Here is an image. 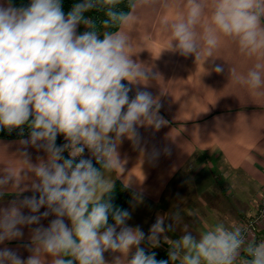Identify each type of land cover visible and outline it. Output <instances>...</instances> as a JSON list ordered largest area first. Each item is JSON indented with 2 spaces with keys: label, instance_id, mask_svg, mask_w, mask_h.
<instances>
[{
  "label": "clouds",
  "instance_id": "obj_1",
  "mask_svg": "<svg viewBox=\"0 0 264 264\" xmlns=\"http://www.w3.org/2000/svg\"><path fill=\"white\" fill-rule=\"evenodd\" d=\"M119 2L81 0L67 15L61 0H31L21 8L0 5V130H22L27 125L30 135L20 141L25 146L20 155L28 156V145L48 154L47 161L37 165L23 160L35 175L31 190L39 197H25L21 202L33 215H23L15 204L0 209V244L21 238L19 225L39 224L50 213L56 217L47 228L32 230V254L26 260L5 248L0 250V264H44L46 256L54 258L52 264H107V251L120 254L113 264H175L178 259L183 264H235L242 249L250 257L243 264H264V243L245 246V231L235 222L231 226L218 223L199 238L185 230L179 239L171 240L164 235L172 230L171 224L165 227V216L156 217L146 236L139 227L126 226L130 213L113 205L114 184L109 186L105 177L117 169L120 175L124 171L117 150L122 138L138 144L137 126L159 129L167 123L159 115L162 104L150 92L138 90L130 99L131 88L122 83L147 79L128 52V36L105 30L101 39L96 26L84 16L102 4L108 8L105 28L132 23L131 9L136 3L128 0L127 13L113 11ZM187 9L186 18L171 25L170 49L175 42L174 51L185 57L195 55L197 60L200 46L194 28L204 6L188 0ZM80 24L91 30L78 35ZM220 36L235 40L249 56L264 53V0H215L211 25L203 35L209 57ZM213 70L221 73L224 69L217 65ZM262 74L261 63L246 77L232 71L236 81L252 90L264 85ZM58 135L67 141L63 146L56 145ZM85 148L100 168L90 159L74 164ZM65 150L69 158L62 156ZM21 171L6 169L0 175V190L9 185L18 189L28 178ZM45 206L49 211L35 215ZM109 216L114 225L108 223ZM174 219L178 220L177 214ZM162 235L169 242L168 260H157L155 252L140 247L144 241L151 248L159 247Z\"/></svg>",
  "mask_w": 264,
  "mask_h": 264
},
{
  "label": "crops",
  "instance_id": "obj_2",
  "mask_svg": "<svg viewBox=\"0 0 264 264\" xmlns=\"http://www.w3.org/2000/svg\"><path fill=\"white\" fill-rule=\"evenodd\" d=\"M197 2L204 6L194 28L200 46L197 60L195 55L185 57L174 51L175 42L170 49L171 25L186 18L188 0H136V8L131 9L135 20L117 30L128 36V52L147 77L132 84L122 81L131 88L130 99L138 90L150 92L162 104L159 115L167 121L159 129L137 126L138 144L123 137L117 150L124 171L120 175L117 169L105 177L109 186L119 181L128 189L125 210L130 218L126 226L139 227L146 236L158 215L166 217L165 227L172 225L164 234L171 240L179 239L185 230L199 238L221 222L227 226L235 222L240 227L255 214L264 196V85L252 90L232 76L235 70L236 75L246 77L256 63L264 64V53L249 56L240 51L235 40L220 36L209 57L203 35L211 25L215 0ZM0 5L9 4L0 0ZM217 65L223 72L213 70ZM21 140L0 139V175L6 169L13 173L22 169L21 175L27 172L28 176L18 189L9 185L0 190V209L15 204L28 216L33 213L21 202L33 195L38 198L39 193L31 190L36 178L23 160L37 165L46 162L48 154L43 148L28 145V156L22 157L25 146ZM77 158L96 160L87 148ZM45 211H49L46 206L35 215ZM176 214L178 220L174 219ZM55 218L50 213L39 224L19 225L23 236L6 240L0 250L10 249L26 260L32 254V230L47 228ZM64 220L70 226L66 217ZM261 243L264 226L251 242ZM140 247L168 257L169 242L163 235L159 247L151 248L147 241ZM119 255L107 251L104 259L113 264ZM53 259L46 256L44 264H52ZM244 261L245 254L240 253L235 264ZM175 264L183 262L178 259Z\"/></svg>",
  "mask_w": 264,
  "mask_h": 264
},
{
  "label": "trees",
  "instance_id": "obj_3",
  "mask_svg": "<svg viewBox=\"0 0 264 264\" xmlns=\"http://www.w3.org/2000/svg\"><path fill=\"white\" fill-rule=\"evenodd\" d=\"M135 1L136 0H134V2ZM7 2H8V4L10 3L13 7L21 8V7L29 6L31 3V0H7ZM79 2H81V0H61L62 9H63L65 15H67V13L72 9V6L75 3H79ZM107 10H108L107 6H104L101 4L95 8L87 11L86 13H84L85 18L90 19L93 22V24L96 26L97 31L99 33H101V36H100L101 39L103 38V36H102L103 31L107 30V31L115 32L120 27L119 25L113 26L110 28H105L103 26V21L108 19L107 15H106ZM112 10L116 11V12H124V13L129 12L130 8L128 6V0H120V2L118 4H116ZM90 30L91 29H89L88 27H86L83 24H80L77 27L78 35L83 34L84 32L90 31ZM21 132H22V134H21ZM29 135H30V129L28 128L27 125L23 126L22 130L20 128L13 129L11 132H9L6 129L0 130V139H2V140L24 139V138H28ZM66 143H67V141L65 140L63 135L57 136V139H56V145L57 146H63ZM62 156L64 158H69V151L65 150L62 153ZM79 160H81V159L76 157L74 160V164L78 163ZM92 163L95 167L100 168V165L96 162V160H92ZM113 184H114V187H113V190L111 193L112 203L115 207L125 209L126 208V199H127V195H128V189L125 186H123L119 181H115ZM108 223L109 224L115 223L111 216H109ZM243 253L245 254V260L250 259V257L247 256L246 252L243 251ZM156 258H157V260H168L169 259L165 254H163L161 252L156 254ZM169 264H171V261H169Z\"/></svg>",
  "mask_w": 264,
  "mask_h": 264
},
{
  "label": "built area",
  "instance_id": "obj_4",
  "mask_svg": "<svg viewBox=\"0 0 264 264\" xmlns=\"http://www.w3.org/2000/svg\"><path fill=\"white\" fill-rule=\"evenodd\" d=\"M264 226V196L259 202L258 208L255 214L245 221L240 228L245 231V246L251 244L255 235L260 231V229ZM243 253V249L241 250Z\"/></svg>",
  "mask_w": 264,
  "mask_h": 264
}]
</instances>
